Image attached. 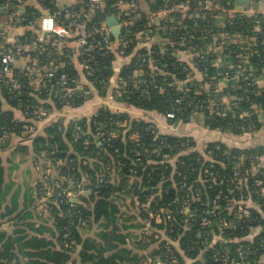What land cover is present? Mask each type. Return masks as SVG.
<instances>
[{
  "label": "trees",
  "instance_id": "trees-1",
  "mask_svg": "<svg viewBox=\"0 0 264 264\" xmlns=\"http://www.w3.org/2000/svg\"><path fill=\"white\" fill-rule=\"evenodd\" d=\"M115 1H105V10H96L98 20H106L114 11ZM221 1L228 7L236 4V0ZM189 2L196 5L198 0ZM256 2L250 0V4L255 6ZM150 4L156 8L162 1L155 0ZM43 5L55 9L49 1ZM28 10L39 14L35 7ZM192 12H187L185 16L173 15L181 22L179 24L170 23V18L162 22L158 27V39L147 43L151 56L165 73L152 71L145 64L143 70L148 83L135 88L127 82L126 94L115 98L135 108L155 112L168 125L174 126L172 129L162 130L159 123L145 116L131 117L124 111L116 112L102 105L89 117L75 116L66 121L61 117L53 120L52 116L42 132L22 135V126L31 122L15 119L0 101L1 120L10 127V131L0 138V218L14 214L11 220L16 221L10 231L0 226V264H73L72 255L76 251H79L81 264H142L143 255L134 253L127 245L131 238L149 239L140 244L141 249L156 240L157 246L148 253L149 264H201L204 258L213 264H225L215 261L212 254L222 253L227 248L233 257L236 249L246 246L256 248L249 256V264H264V248H261V239L257 236L259 228L256 227L264 224V219L260 218L258 208H250L257 218L253 223L243 222L241 227L223 232L219 231L216 218L207 213L208 200L217 195L220 188L224 192L218 199L221 208L217 212L229 213V207H225V188L231 181L232 167L226 161V153H264V145L241 147L240 142L243 136L257 132L264 124L259 119V113H264V84L260 85V80L264 79V20L259 21L258 15L232 14L222 17L220 23L217 17H192ZM142 25L138 22L133 29ZM182 25L192 30L193 37L186 44L196 49H205L210 45V41L204 42L201 38V29L240 33L246 36L248 42L241 47L238 42L228 41L227 49L219 52L208 49V65L197 61V70H204L202 80H198L194 77L197 72L186 59L175 54L187 47L176 41ZM112 37L116 39L113 34ZM163 39H171L173 45L166 43L167 49H162L161 46L165 47ZM135 41V37H129L128 46L124 48V56L131 57L129 64L120 66L119 76L124 79L129 77L137 63L136 57L146 52L144 46L139 47ZM246 45L249 49H244ZM229 50L233 57L232 67L221 65L218 60ZM69 53L64 51L58 57L68 60L66 55ZM110 54L100 60L98 69L100 78L105 79V86H96L103 95L114 74L113 54ZM221 71H229L233 77L228 79L223 90L211 88V95L217 101V104H212L208 100L210 95L198 92L199 86L208 81L210 86L219 83L221 79L217 73ZM243 75L249 77L245 79ZM115 82L118 84L117 78ZM0 91L8 103L21 110L27 102L35 101L27 89L20 91L16 97L10 96L6 88H0ZM145 91L148 95L144 94ZM87 102L92 100L76 96L73 106L81 108ZM44 104L52 110L48 101L44 100ZM199 104L201 107H198ZM57 107L62 105L57 103ZM168 112H173L174 117H167ZM193 114L202 115L203 128L197 127L200 121L195 120L198 124L194 123L192 130L205 128L208 136L184 130L189 129ZM116 120L127 123L118 128L116 135L110 136L108 130L115 127L113 123ZM75 122L88 131L89 139L86 134L74 138ZM97 128L104 135L105 141L100 143L93 138ZM11 135L19 137L20 141L6 151ZM30 154L41 163H50L56 177L50 172L48 182L53 184V178L59 182V187L53 185V195L45 199L47 218L42 224L31 222L29 211L17 210L19 190L12 191L14 182L8 178L13 167L24 162ZM6 164H9L8 170ZM40 166L43 167V164ZM44 175L36 183L37 191L46 182L42 180ZM82 186L89 192L80 191ZM63 189L70 191L75 200L63 194ZM197 193L200 194L199 199H194ZM188 199L193 212L191 217L177 213ZM252 200L264 210L263 200L255 193ZM122 203L124 210L120 207ZM145 203L153 210L167 207L172 211V217L167 219L161 215V221H155L143 209L142 204ZM193 208L197 210L192 211ZM131 210L132 215L138 218L137 223L132 222ZM204 217L207 222L203 221ZM143 221L151 234L143 233L140 238L133 236L131 229L140 228ZM93 225L97 226L95 236L89 233L93 232ZM158 255L160 262L156 259Z\"/></svg>",
  "mask_w": 264,
  "mask_h": 264
},
{
  "label": "built area",
  "instance_id": "built-area-1",
  "mask_svg": "<svg viewBox=\"0 0 264 264\" xmlns=\"http://www.w3.org/2000/svg\"><path fill=\"white\" fill-rule=\"evenodd\" d=\"M46 1L53 3L55 9L45 7L43 3ZM105 1L108 0H70V5L59 6L57 0H0V19L4 20L0 24V88H6L12 97H16L24 89L29 90V96L35 101L27 102L24 110L19 108L25 116L44 121L51 115L56 116V113H52L53 111L44 104V100L48 101V104H54L57 111L63 108L71 113V111H77V108L73 106L76 96H81L86 100L93 99L92 88L97 89L96 84L105 86L103 84L105 79L100 78L98 74L102 58L110 56L112 53V63L115 58L122 60L126 58L121 67L129 64L131 57L124 56V48L128 46L129 37H135L136 45L139 47L144 46L145 54L136 57L137 63L127 79L117 75V84L113 80V74L106 84V94L99 93L98 95L107 96L109 94V97L115 100L116 97L126 94L127 82H130L131 86L133 85L135 88L147 84L148 78L143 70L145 64L152 71L165 73L156 59L151 56L152 51L147 45L159 36L158 21H167L170 18V23L179 24L181 22L173 18V15L185 16L189 11H194L190 13L192 17H217L220 23L222 17L232 14L258 15L259 21L264 20V13L258 12L254 3L249 7H243L236 2L232 7H228L221 0H198L196 5H192L189 0H161L162 4L153 8L150 3H154L155 0H116L114 11L109 15L112 14L116 19V26L120 28V33L116 39H113L111 27L96 17V10H103ZM29 7L37 8L39 14L29 11ZM138 22H142L143 25L133 29ZM191 32L192 30L186 25L181 26L176 41L187 47L177 50L175 54L186 59L189 66L198 73L194 75L198 80H202L204 70L200 72L197 70V61H201L204 66L208 65L206 59L208 49L219 52L227 49L226 42L228 41L238 42L241 47H243L242 44L248 42L246 36L240 33L218 32V29L215 32H210L207 29H201V38L204 42L205 40L210 41V45L205 49H196L194 46L186 44L187 40L193 37ZM169 42L170 45H173L171 39H163L162 43L165 47L161 46L162 49L166 50L165 44ZM244 49H249V46H244ZM64 51H70L66 55L68 60H61L58 57ZM218 60L221 61V65L234 66L231 63L233 57H231L230 50L222 59L218 58ZM80 74L83 76V80H81ZM217 75L221 80L227 82L230 77H233L229 71H221ZM243 76L245 79L249 77V75ZM112 81L115 82L114 86H112ZM155 87L158 85L155 84ZM217 87H219L218 82L210 86V81H208L201 83L198 92L207 93L210 95L208 100L212 104H217L215 96L211 95V88L217 90ZM145 92L144 94L148 95V92ZM57 103L62 107L58 108ZM209 105L211 106V104ZM198 107H201V104ZM166 116L172 118L174 113L168 112ZM126 123V121L116 120L113 123L115 127L109 129L108 134L116 135L118 128L125 126ZM9 129V125L3 123L0 117V138H3L10 131ZM36 130L35 125L25 124L22 126L21 132L22 135H32L37 133ZM102 132L97 128L96 133L93 134L94 141L97 143L105 141ZM85 134L88 135V131L86 132L82 125L75 122L73 126L74 138ZM226 155V161H229L232 167L231 181L226 184L225 188V207H229V213L217 212L221 208L218 199L224 192L222 188L207 202L209 205L207 213L213 216V219L216 218V225L220 232L229 228L237 229L242 226L243 222L253 223V220L257 218L250 210L252 207L258 208L260 218L264 219V210L259 208L260 205L257 201L252 200L253 193H255L264 203V153L235 154L227 152ZM48 175L49 173L42 177V180L46 182L38 187L39 203L42 205L46 198L53 195V185L59 187V182L55 178H53V184L47 181ZM101 178L103 180V176ZM80 191L89 192V189L82 186ZM62 192L67 197L72 198L73 196L70 191L65 189ZM199 195L197 193L194 199H199ZM228 197L230 198L228 199ZM190 206L191 202L188 199L187 204L177 210V213L191 217L193 212L190 211ZM142 207L150 218L157 222L161 221V215L167 219L172 217V211L165 206L153 210L145 203L142 204ZM193 209L192 211L197 210ZM203 221L207 222L205 217ZM256 227L259 228L257 236L258 239H261V248H264V224ZM255 251L256 248L239 247L232 257L230 251L225 248L222 253L214 252L212 257L215 261H223L225 264L229 261L231 264H249V256ZM159 260L157 261L159 262ZM201 264L213 263L203 259Z\"/></svg>",
  "mask_w": 264,
  "mask_h": 264
},
{
  "label": "crops",
  "instance_id": "crops-1",
  "mask_svg": "<svg viewBox=\"0 0 264 264\" xmlns=\"http://www.w3.org/2000/svg\"><path fill=\"white\" fill-rule=\"evenodd\" d=\"M237 1V0H236ZM238 5L243 6V7H249L250 6V0H242L241 3H238ZM152 7V6H151ZM147 8V7H145ZM109 17H113L112 14L109 15L106 20L105 23H107V20ZM114 18V17H113ZM115 19V18H114ZM3 19H0V24L3 23ZM161 22H164V20H161L160 22L158 21V26L161 24ZM110 26V25H109ZM115 25H111L110 27H114ZM158 39V38H157ZM126 61V58H123V60L121 58H115V60L113 61V69H114V77L113 80H115L116 76L119 75L120 73V66H122ZM80 73V71H79ZM80 78L81 80H83V76H81L80 74ZM115 82L112 81V86H114ZM264 84V79L260 80V85ZM227 85V81L221 80L219 82V88L220 89H224V87ZM111 90V89H110ZM92 93L94 98L91 99L92 102L91 103H86L85 106L81 107V108H77V111H71V113H68L67 110L65 109H61L60 111L55 110L56 107L54 106V104L49 103L50 105H52V113H59V117H62L64 120L68 121L71 118L79 117V116H91L92 114L95 113V111L101 106V105H106L108 106L111 110L116 111V112H120V111H124L126 113H128L131 117H136L137 115H141V116H145V118H149L152 119L154 121H156L157 123H159V126L162 128V130L166 129H172L174 126L172 125H168L166 123V120L159 116L156 115L155 112L153 113V111H146V110H141L138 108H135L131 105H128L126 103H122V102H118L112 98L109 97V94L107 96H99L98 94L100 93L97 89L92 88ZM0 101L2 106L4 107L5 110H9L10 112H12V114L15 116V119H18L19 121H29L31 122V124L35 125V128L37 129L36 132H42L43 128L46 124V121L44 120H35V119H27L25 118L26 116L21 112V110L16 107L13 106L12 104L8 103L7 100H5V98L2 96L1 91H0ZM92 103H98V107L92 108L90 105ZM105 103V104H104ZM56 112H55V111ZM259 119L261 122L264 123V113H260L259 114ZM198 124V123H197ZM194 123L193 121H191L188 126L189 132H202L204 133L206 136L207 133L204 129H200L203 128L201 127V125H198L197 130H191ZM182 127H180L181 130ZM8 143L7 146L9 148L6 149L9 150L10 148H13L14 144L16 142H19V137H16L14 135H11L10 137H8ZM236 139V138H234ZM243 139V140H241ZM240 139V142H242V146L241 147H253V146H258V145H264V124L262 125V127L257 131V132H253L250 135H246L243 136ZM238 140V139H236ZM43 164V167H41L40 165ZM9 164H6V169L8 170ZM46 172H52V167L50 165L49 162H42L40 160H36L35 156L33 154H30L27 159L22 162V163H18L16 164V166L13 167V170L10 172V174L8 175V178L11 179L14 182V186L12 188L13 190H19L18 193V201H17V210H26L29 211L32 214V218L31 220L28 219V221L30 220L33 223L36 224H42L45 222V218H47L46 215V210L47 208L45 206H43L42 204H40V195L37 191L36 188V183H38V181L40 180L41 176L44 174H47ZM72 200H75L74 196H72ZM124 204L122 203V205L120 206L122 208V210H124ZM133 213V210H131L130 214L131 216ZM12 216H14V214H11L9 216H3L0 218V226L3 228H7L8 231H10L13 228V224L16 223V221L11 220ZM134 217V218H133ZM132 218V222L137 223L138 218H136L135 216H133ZM9 219V220H7ZM142 226L140 228H132L131 231L133 233V236H139V238L143 235V233L145 234H151V230H149L148 225H146L147 223H145V221H143ZM143 225L144 226L143 228ZM97 231V226L93 225V236H95V233ZM91 233V234H92ZM90 234V235H91ZM149 239H136V238H131L128 239V246L130 248L133 249L134 253L136 252L139 255H143L142 258V264H149V256L148 253L151 251V249L153 247H156V240L153 243H150V245L145 248V249H141L139 246L140 244H144L145 242H148ZM78 252L76 251L73 253L72 255V259L74 261L73 264H81L79 261V256H78ZM149 259V260H148Z\"/></svg>",
  "mask_w": 264,
  "mask_h": 264
},
{
  "label": "rangeland",
  "instance_id": "rangeland-1",
  "mask_svg": "<svg viewBox=\"0 0 264 264\" xmlns=\"http://www.w3.org/2000/svg\"><path fill=\"white\" fill-rule=\"evenodd\" d=\"M57 4L59 5V6H63V5H70L71 4V2H70V0H57ZM256 8H257V11L258 12H263L264 13V0H257V2H256ZM155 86V85H154ZM181 86H179V88H180ZM218 88V90H222V89H220L219 87H217ZM160 92H164L162 89H160ZM92 108H95V107H98V103H92L91 105H90ZM260 113H263L262 111L260 112ZM259 113V114H260ZM52 118V115L46 120V122L47 121H49L50 119ZM58 118H60L59 117V115L58 114H56V116H53V120H55V119H58ZM62 118V117H61ZM196 120V122H198V120L200 121V123H199V125H201L202 123H203V117H202V115L201 114H193V116H192V118H191V121H193V123H195V124H197L196 122H194ZM185 127V126H184ZM184 130H186V131H188V128H184ZM192 130V129H191ZM59 164V163H58ZM47 174L49 173V172H46ZM52 173V175H54V177H56V175L55 174H53V171L51 172ZM39 182V181H38ZM43 206H46L45 204H43ZM90 234L92 233V231L91 232H89ZM156 259L157 260H159V255L156 257ZM204 260H206V258H204ZM263 260V259H262ZM159 262H160V260H159Z\"/></svg>",
  "mask_w": 264,
  "mask_h": 264
},
{
  "label": "water",
  "instance_id": "water-1",
  "mask_svg": "<svg viewBox=\"0 0 264 264\" xmlns=\"http://www.w3.org/2000/svg\"><path fill=\"white\" fill-rule=\"evenodd\" d=\"M237 3H241L242 0H237L236 1ZM107 23L108 25H115L114 27L111 28V31H112V34L115 36V37H118L119 33H120V28L116 26V19H114L113 17H109L108 20H107Z\"/></svg>",
  "mask_w": 264,
  "mask_h": 264
}]
</instances>
